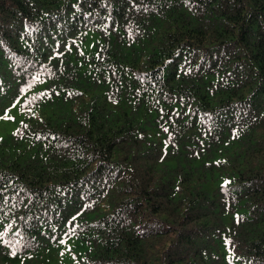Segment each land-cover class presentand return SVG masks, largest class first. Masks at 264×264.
Listing matches in <instances>:
<instances>
[{"label":"trees","instance_id":"16d2710c","mask_svg":"<svg viewBox=\"0 0 264 264\" xmlns=\"http://www.w3.org/2000/svg\"><path fill=\"white\" fill-rule=\"evenodd\" d=\"M0 264H264V0H0Z\"/></svg>","mask_w":264,"mask_h":264},{"label":"rangeland","instance_id":"374dc122","mask_svg":"<svg viewBox=\"0 0 264 264\" xmlns=\"http://www.w3.org/2000/svg\"><path fill=\"white\" fill-rule=\"evenodd\" d=\"M89 35H92V37H93V33L91 34H87V36H89ZM86 41H83L82 42V46H86ZM15 106H12L11 108H10V114L8 115L10 118L12 117V116H18V110L17 109H15L14 108ZM8 122V121H7Z\"/></svg>","mask_w":264,"mask_h":264}]
</instances>
